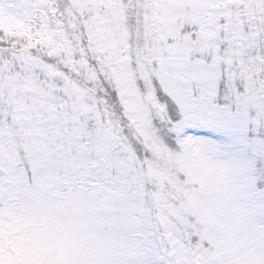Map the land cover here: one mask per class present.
<instances>
[{"label":"snow or ice","instance_id":"obj_1","mask_svg":"<svg viewBox=\"0 0 264 264\" xmlns=\"http://www.w3.org/2000/svg\"><path fill=\"white\" fill-rule=\"evenodd\" d=\"M0 264H264V0H0Z\"/></svg>","mask_w":264,"mask_h":264}]
</instances>
